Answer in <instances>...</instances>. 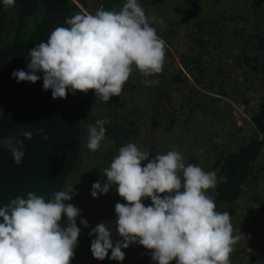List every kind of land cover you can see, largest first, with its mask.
<instances>
[{
  "label": "clouds",
  "instance_id": "1",
  "mask_svg": "<svg viewBox=\"0 0 264 264\" xmlns=\"http://www.w3.org/2000/svg\"><path fill=\"white\" fill-rule=\"evenodd\" d=\"M3 5L14 6L15 0H3ZM157 22L138 0H126L119 11L101 5L95 14L76 13L66 18L68 27H55L46 42L29 50L27 70H13L12 78L35 84L41 79L37 73H42L43 89L51 90L53 99L66 98L69 91L92 90L107 103L121 95L134 68L145 77L163 71L166 46L152 26ZM109 122L98 119L88 125L89 151L101 147ZM22 135L32 138L30 131ZM4 144L19 165L25 155L23 140L9 137ZM102 175L106 181L94 182L91 196L107 194L115 185L127 203L115 205L120 240L113 242L111 222L102 221L89 233L95 235L90 246L95 259L104 260L111 251L110 259L123 261L122 249L139 243L151 250L156 264H231L230 255L242 234L234 235L227 211L216 210L209 194L217 183L214 171L186 166L177 150L149 159L147 148L129 142L119 148ZM76 194L69 184L52 193L51 199L28 192L26 198L17 196L0 207V264H70L81 232L76 223L81 210L65 202ZM145 199L151 204L146 206ZM80 224L89 226L84 219Z\"/></svg>",
  "mask_w": 264,
  "mask_h": 264
},
{
  "label": "trees",
  "instance_id": "2",
  "mask_svg": "<svg viewBox=\"0 0 264 264\" xmlns=\"http://www.w3.org/2000/svg\"><path fill=\"white\" fill-rule=\"evenodd\" d=\"M168 1L171 0H145L149 5H161ZM125 2L126 0H15L14 6L6 8L3 0H0V207L17 196L26 198L28 192L43 195L47 200L52 198V193L64 190L68 176L76 164L83 161L81 159L83 149H86L88 154L84 159L86 181L91 183L97 181L94 174L104 166L103 157L105 156L104 161H107L113 152L107 150L104 155L97 156L95 152H90L86 148L88 125H94L98 119L110 121L104 125L106 139L101 143L104 146L107 143L106 148H120L126 141L137 136L140 113L146 117L148 129L146 131L157 132L158 120L162 114L168 113V110H153L151 106L149 113L142 108H126L125 103H140L136 102V95L138 96L140 92L138 86L131 82V76L127 81L129 84L125 83L121 95L113 96L105 103L97 99L92 90L87 93L77 91L75 94L69 91L66 98L53 99L51 90L43 89L42 73H37L41 79L35 84L17 83L11 75L13 70H27L25 61H30L29 50L41 42H46L55 27H68L65 23L66 18L76 13L91 14L94 11L92 14H95L101 5L105 10L119 11ZM235 2L240 7L249 0ZM216 13L211 14V23L214 19L215 24H218V19L214 18ZM211 32L212 26L206 27L202 21L197 22L195 30L191 32L189 46L178 54L181 66H174L175 71L171 72L165 84L156 85L158 96L162 95L169 101L172 86L177 83L182 86L188 85L191 83L190 79L195 84H202L204 76L208 77L206 83L210 85H207V89L216 88V91L212 92L227 95L225 89L221 87V80L215 83L214 77L210 75L221 72L220 63L209 60L205 67L201 63L203 54L201 50L206 47L205 36ZM223 35L224 32L221 30L220 36L225 38ZM251 45L252 51L254 50L256 54L247 62L251 63L249 75L253 73V69L258 68L260 70L258 80L263 88L262 101L252 108L250 115L252 132L242 134L241 126H237L235 129L239 130L237 133L240 136L232 135L227 138L226 143L213 142L210 147L212 152L208 154L209 161L200 166L205 171L216 173L217 183L214 189L209 190V194L216 202L217 211H227L230 214L235 228L242 224L236 220L241 199L245 196L251 199V195L245 190L246 183L249 178L254 179L256 172L261 173L260 170L263 169L256 161L261 155L259 154L261 149L264 153L263 140L260 136L264 135V36H258ZM246 81L247 78L245 81L241 80L245 85L244 93L252 89L248 85L249 81ZM213 83L220 86L215 87ZM190 85L191 96L193 91L200 93L192 83ZM166 88L168 93L164 95L163 89ZM245 95L243 97L246 103L248 100ZM192 100L194 99H189ZM99 107H103V111L98 113ZM38 129L42 131L38 132ZM25 131L32 133L30 140L23 137L22 133ZM45 135L47 139L43 138ZM9 137L23 140L25 155L19 165L13 162L11 152L5 147L4 142ZM144 140L145 143H142L140 148L148 149L149 159L161 153L156 149V140H152V137L148 143L146 138ZM196 158L199 159L200 156L190 154L186 163L195 165L198 162ZM256 201H260V198ZM260 218V215L256 216L257 221ZM0 222H3L2 218ZM263 224L264 220L260 223L261 228L264 227ZM77 226L81 228V232L70 264H110L111 251L104 260L95 259L90 251L92 240L88 228L81 224ZM235 228L234 230L238 232ZM250 228L251 239L256 238L259 233L262 234L261 229L257 231L255 226ZM243 236L230 255L231 264H259V261L264 259L261 255L264 254V244L259 238L254 242ZM252 249H256L255 252ZM256 252H260V259L256 257Z\"/></svg>",
  "mask_w": 264,
  "mask_h": 264
},
{
  "label": "rangeland",
  "instance_id": "3",
  "mask_svg": "<svg viewBox=\"0 0 264 264\" xmlns=\"http://www.w3.org/2000/svg\"><path fill=\"white\" fill-rule=\"evenodd\" d=\"M138 3L146 15L156 17L158 22L152 26L156 28L157 34L165 41L166 57L163 71L159 74L145 77L134 68L131 74V82L138 86L137 89L140 93L138 96L136 95V102L140 101V103H125V107L142 108L144 111H149L152 106L153 110L166 109L168 113L162 114L158 120L157 132L146 131L148 130L147 120H145V115L140 113L138 116L141 117L137 127L138 134L135 138L126 141L124 145L132 142L141 147L142 143H145V138L146 143H148L152 137V140L157 141L156 149L161 153L165 154L169 150L179 151L184 157L186 166L188 155L197 154L200 158H196L198 162L195 165L202 166V163L205 164L209 161L208 154L212 152L210 147L213 142L226 143L230 136H240L237 133L239 130L235 129L237 126H241L242 134L252 132L250 115L252 108L262 101L263 88H261L258 80L260 70L255 68L253 73L249 75L251 63L247 62L256 54L251 49V43H254L258 36H264V0H249L247 4L240 7L235 0H171L161 5H149L145 0H139ZM214 12H217L214 18L218 19V24H215L214 19L211 23V14ZM199 21H202L206 27L212 26V32L205 36L206 47L201 50L203 53L201 63L204 67L207 66L209 60L220 63L221 72L210 73V75L214 77L215 83L221 80V87L225 89L227 95L212 92L216 91V88L207 89V85H210L206 83L208 77L204 76L202 84H195L191 79L189 80L193 84L192 86H195L194 88L200 90V93L193 91L191 96L189 93L192 89L191 83L185 86L177 83L170 88L169 101H167L164 96L157 95L156 85L165 84L171 72L175 71L174 66L180 65L178 54L189 46L191 32L195 30ZM213 26L217 28L215 29ZM221 30H223L225 38L220 36ZM246 78V82L249 81L248 85L252 89L244 93L245 85L241 80L245 81ZM153 81L156 83H152ZM215 83L213 86H220ZM166 93H168L167 88L163 89V94ZM244 95L248 100L246 103L244 102ZM154 96L157 98L155 99ZM191 98L194 100L189 101ZM97 111L98 113L102 112L103 107H99ZM172 117L173 121L171 122ZM107 150L113 151L112 155L107 161H104L106 159L104 156L103 161L101 160L104 166L100 170L94 171V177L101 184L106 181L102 171L118 154L119 148H106V146L101 145L95 154L101 156L107 153ZM259 154L261 155L258 156L256 163L261 164L263 169L260 170L261 173L256 172L254 179H248L245 190L251 195V199H248V196L241 199L236 220L242 224L238 228L233 225V228L238 230V232L234 230V235L241 233L242 236L244 235L243 238L250 239L252 236L250 227L255 226L257 231L261 229L262 234H254V236H258L251 240L256 242L259 238L264 244V227H260V223L264 220V153L262 149ZM87 155V150L83 149L81 152L83 161L76 164L75 169L67 178L65 188L72 184L77 194L73 196L72 200L65 203H71L81 210L76 223L79 225L81 219L86 220L89 225L87 227L89 232L102 221L111 222L109 230L112 233L111 238L115 242L121 239L115 229V205L127 202L118 195L115 185L109 189L107 194L98 193L96 198L91 196V184L97 181L94 180L93 183L86 181L85 173L87 170L84 159L87 158ZM91 168L94 169L95 167ZM257 198H260V201H256ZM142 202L146 206L151 204L150 199H145ZM257 215L261 216L258 221L256 220ZM251 216L252 218H250ZM93 239H95V235L91 236V240ZM254 250L256 249H252L253 252H255ZM122 251L125 252V259L123 261L111 260L110 264H156L151 259V250L145 249L139 243H133ZM255 254L259 258L260 252ZM261 255L264 256L262 253ZM172 262L175 264V261ZM259 264H264V259L259 261Z\"/></svg>",
  "mask_w": 264,
  "mask_h": 264
},
{
  "label": "bare ground",
  "instance_id": "4",
  "mask_svg": "<svg viewBox=\"0 0 264 264\" xmlns=\"http://www.w3.org/2000/svg\"><path fill=\"white\" fill-rule=\"evenodd\" d=\"M261 139L263 140V147H264V136H261Z\"/></svg>",
  "mask_w": 264,
  "mask_h": 264
},
{
  "label": "built area",
  "instance_id": "5",
  "mask_svg": "<svg viewBox=\"0 0 264 264\" xmlns=\"http://www.w3.org/2000/svg\"><path fill=\"white\" fill-rule=\"evenodd\" d=\"M260 136H264L263 134H260Z\"/></svg>",
  "mask_w": 264,
  "mask_h": 264
}]
</instances>
